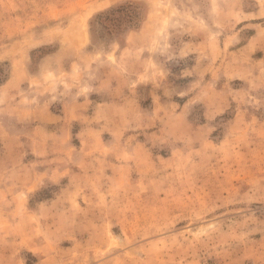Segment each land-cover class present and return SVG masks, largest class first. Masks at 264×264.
<instances>
[{"label":"rangeland","instance_id":"1","mask_svg":"<svg viewBox=\"0 0 264 264\" xmlns=\"http://www.w3.org/2000/svg\"><path fill=\"white\" fill-rule=\"evenodd\" d=\"M0 264H264V0H0Z\"/></svg>","mask_w":264,"mask_h":264},{"label":"trees","instance_id":"2","mask_svg":"<svg viewBox=\"0 0 264 264\" xmlns=\"http://www.w3.org/2000/svg\"><path fill=\"white\" fill-rule=\"evenodd\" d=\"M140 17L141 11L137 5L125 3L99 14L96 19L112 35L136 27Z\"/></svg>","mask_w":264,"mask_h":264}]
</instances>
